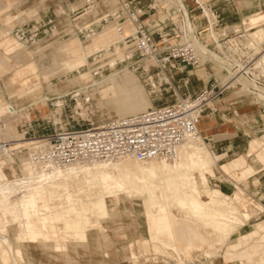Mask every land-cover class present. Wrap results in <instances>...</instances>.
Masks as SVG:
<instances>
[{"label": "rangeland", "instance_id": "rangeland-1", "mask_svg": "<svg viewBox=\"0 0 264 264\" xmlns=\"http://www.w3.org/2000/svg\"><path fill=\"white\" fill-rule=\"evenodd\" d=\"M105 1L106 0H0V35L5 33L6 37L10 35L18 40L12 43L14 62L10 63L2 56L4 49L0 47V63L7 67H12L14 65L16 71L20 72L24 68H31L29 75L26 74L29 78L27 86L30 85L32 87L29 90H37L33 97L27 96L18 102L17 111H25L27 109L25 112L26 115L24 114L23 117H19L18 120L13 119L12 124L8 128V135H2L1 137L12 142L13 147H16L18 151V144H21L20 149L24 150V153L27 155L28 147L32 142L37 140L41 141L44 140L43 137L56 134L53 131V128H57L54 113L64 112L65 106L62 104V99L67 98L68 94L80 91L83 87L92 86L96 84V80L100 83L109 78V73L103 74L98 78L93 75L89 69V56L95 58L102 52L110 50L116 52V47L121 45V42L117 43V39L119 40L120 36L119 33L126 31L124 33L129 35L128 40H130L133 26L128 23L126 17H124L123 10L118 0H113V7L118 9L117 15L122 19L121 25L123 26V30L119 32L117 23H115L117 22L115 21L117 17L110 13L112 6H102ZM131 2L133 4L144 3V9L142 10L144 14L141 16V20L147 26V29L150 30L156 23L149 17L158 12L160 0H131ZM212 2L213 0H210V2H206L203 6L211 14L214 26L212 23V27H208L204 23L201 28H197V22L202 18L199 16L195 18V21L191 22V30L196 40H198L201 45L205 46L203 41H206L207 44H210L209 49L218 56L219 54L217 51L226 52L228 49V45L219 42V40L228 35L242 32L245 35L244 43L246 46L251 42L255 44V50L251 56L240 52L238 55H230L227 59L224 57H207L205 59L203 57V62L200 66H189L190 68L181 66V68L187 69L190 74L193 73V75H189L188 77H195V81L200 83L198 88L203 87L205 82L207 84L211 82V88L209 90H212L213 95H218L215 99L218 103L216 108L217 111L211 110L212 108L210 107L208 113H203L204 120L202 119V122L207 120L212 121L215 118L217 124H226V130L216 134L215 137L211 134H203L199 129L200 136L205 137V135H210L212 138V151L219 150L222 147H231L233 148L231 150L233 154L224 157V160L221 159L218 163H214L211 168H207L205 172L209 176L210 187L208 185H203L205 183L202 184L203 181L199 178L197 182L200 186L199 188L202 190L203 200H208L206 191H208L209 188L214 189L219 187V189L223 191L228 187L226 186L227 181L231 184H234V182H239L241 184L242 187L238 189L237 187H232L233 194L224 192L226 194L224 195L225 198L222 196V199H225L224 201L229 203L231 201L233 202L235 193L238 195L245 193L241 199H238L237 203L234 201L237 209L240 207L238 210H241V213L237 210L238 212L236 211L235 213L239 214V216L237 214H231L232 217H230L229 226L230 224L232 226L227 229H229L228 232L230 233L232 232L230 231L232 227L231 230H233V232L230 234L227 233L229 236L221 232V243L218 241V235L216 234L219 233V231L216 232V227L213 228L215 224H211V227L210 225L201 224V219L199 220L201 222L194 219L173 202L168 204V208L171 212L180 220L186 219V216L189 215V224L194 228H198L199 231L209 239L210 243H198L189 253L177 252L172 248L164 247L160 243L152 241L149 234L140 232L134 214H112L110 219L102 222V226H104L103 230L101 228L99 229V227L91 226L86 230L89 236V246L87 244H68V248L65 252L54 253L52 250L53 244L50 243L48 247L43 250L47 255L50 254L49 256L53 254L57 260L48 261L49 264H227L225 254L228 247L231 243L237 241L238 235H240L241 232H247L249 230L248 233L242 234L241 238L246 240V242L253 241L257 243L259 249L263 245L264 166H260L253 160V157L258 153H264V98L259 96L260 94L264 95L263 66L252 71L253 76L250 74H243V77L249 82L246 85L242 86L238 82H235L230 86V82L237 76L235 71L232 70L240 69L238 65H244L251 59L261 60L260 58L264 54V18L259 20L260 23H255L250 18L252 15L249 16L248 23L252 26L249 29L248 26L244 24V16H241V20L237 23L220 25L216 13L210 5ZM96 3H100L101 5L99 10L95 8ZM188 3L193 4L192 0H188ZM251 11H255V13H264V5ZM195 14L199 15L200 12L196 10ZM106 15L108 17L107 20L104 19ZM7 19H13V23H10ZM154 19L158 21L156 16ZM158 23L159 26L171 36V41L168 46L179 43L182 44L188 39V37L182 40L180 39L179 34L176 33V26L169 24L165 26L161 24L160 21H158ZM17 31H25V37L28 38V36H30V40L25 37L22 38L18 35ZM212 37H215L218 42H211ZM173 39L176 40L175 43H173ZM73 50L74 52L77 51L75 53L78 54V56H83L82 60L84 62L77 63L75 67L65 65L59 66L58 68V64H64L69 58H76V54L75 56L70 54ZM89 51L91 54H89ZM117 52L119 55H125L121 48L118 49ZM142 59L145 58L139 57V60L142 61ZM262 64L263 63H261V65ZM46 65L49 68L56 67L59 69L57 70L58 75L54 77L44 74V66ZM125 65H132V62H127ZM174 65L178 66L179 62H176ZM121 70L123 69L117 68L111 72L116 73ZM241 70L242 69H240V72ZM77 76H80L82 86L78 88L71 87L68 81L71 77ZM156 79L157 77L155 75L148 76L145 79L138 76L137 83H142L146 85L149 91L154 90L155 92L157 89L163 87V85H159ZM117 80L119 81L117 82ZM117 80V84L121 83V85H123V81L120 79ZM251 81L254 83H251ZM153 82H156L155 84L158 85L156 88L153 87ZM55 85L57 87H55ZM256 86L263 89L256 91L254 90V87L257 88ZM206 89L208 88H201L198 94ZM26 93L27 91L22 93V95ZM85 93L90 94L91 91H85ZM86 94L83 93L82 96ZM40 103L42 104L37 106ZM73 109L71 110L72 117L78 119L79 114L81 115L87 112L92 115H98L99 113H103L104 110H109V106L106 99L104 100L100 95H97L96 97H91L88 104L82 105V108L75 106ZM8 115L10 114L5 113L0 116V126H4L5 117ZM66 119H68V117ZM18 139L20 141L16 142ZM245 150L247 152L251 151V155L249 154L245 160V165L243 167L236 165L234 168L228 169L227 166L236 160L240 152ZM15 161L17 163L19 162L18 160ZM8 167L12 169L8 173L9 179L15 180L22 177L21 171L24 170V168L20 167V164L19 166L18 164L13 166L8 165ZM236 170H239V172ZM241 171H244V176H242L244 180L243 184L242 181H239L242 178L240 175ZM256 173H258L256 176L260 177V179H250V176ZM241 188L242 191L244 189L245 192H242ZM16 190L17 192L15 191L14 194H12L13 199L20 198V196L25 193L23 189L20 191H18L19 189ZM240 196H242V194ZM247 197L252 200L250 199L248 202H245V198ZM84 200L87 205L91 206L90 199L89 202L86 199ZM133 201L136 203V206H134L137 212L136 214H148L145 213V206L140 198H133ZM53 203L55 205H65L66 199L64 196H61V198H56ZM86 203H84V205ZM110 206L114 207L115 203H110ZM119 207L120 206H118V209ZM233 216H236V219L239 218V221L243 220L242 222H245H240L239 224L237 223L238 220L234 219ZM0 218L3 219V215H1ZM96 221L97 217L90 215L89 223L94 225ZM233 221L236 222V225ZM34 225L35 226L30 228L33 234H35V228H40L38 220L34 221ZM11 229L12 228H10L11 232L17 233V229ZM26 229H28V227ZM225 229L226 227L221 229V231ZM22 230L23 228L18 225V232ZM54 230L56 233L57 230H64V224L59 223ZM74 230L76 232L77 230L82 231L84 229L80 227ZM102 234L110 236L118 243L122 253L121 256L117 255V250L114 246H97L91 244L94 242L93 239L95 237ZM49 235L51 236L52 234ZM69 235L73 236V233L69 232ZM40 238L43 239L42 236ZM76 238L82 241V237L76 235ZM27 240L30 245L35 244L31 239ZM54 240L56 243L58 242L56 237ZM68 241L71 240L68 239ZM177 245L183 246L182 243L179 242ZM154 249H156V251Z\"/></svg>", "mask_w": 264, "mask_h": 264}, {"label": "bare ground", "instance_id": "bare-ground-1", "mask_svg": "<svg viewBox=\"0 0 264 264\" xmlns=\"http://www.w3.org/2000/svg\"><path fill=\"white\" fill-rule=\"evenodd\" d=\"M108 5L112 6L110 13L117 17L115 20L117 22L115 23H117V29L120 32L123 30V26L121 25L122 19L117 15L118 9L113 7V0H106L102 6L105 7ZM100 6V3L95 4V8H98V10ZM259 7L260 5L257 4L254 9ZM250 18L253 22L258 23L260 19L264 18V14L252 15ZM104 19H108L107 15ZM128 23L130 22L128 21ZM186 28L190 33H193L191 24H187ZM124 32L119 33L120 36L119 40L117 39V43L121 42V47H116V52L110 50L100 53L99 56L95 58L89 56V69L93 75L98 78L103 74L109 73V78L100 83L96 80V84L83 87L80 91L68 94V97L66 96L67 98L62 99V104L65 106L64 112L54 113L57 128H53V131L56 134L43 137L44 140L59 134L94 130L112 121L130 115L167 107L164 105L155 106L158 102L157 93L154 92V90L149 91L146 85L137 83L138 76L145 79L149 76L151 67L160 65H158L154 59L139 60V57L143 56L137 50V38L133 28L130 40H128L129 35ZM17 33L21 37L26 36L25 31H17ZM191 37L193 38L192 41L197 44L199 48L206 51V48L196 40L194 34H191ZM156 45L157 48H159L157 42ZM120 48L125 55L122 56L118 54L117 50ZM75 52L73 50L70 54L75 56ZM89 54H91L90 51ZM202 54L205 53L202 52ZM75 57L74 59L69 58L64 64H58V68L59 66L65 65L75 67L77 63L84 62L82 60L83 56L81 57L76 54ZM260 59L261 60L256 61V67L264 63V54ZM127 62H132V65H125ZM176 62H180L184 67H189V65L185 64L182 60L174 58L170 59L167 63H163L161 66L171 64L169 67L174 74L172 80L177 85L183 86L190 96L191 91L197 89L200 83L195 81L194 76L183 79L176 77L182 73V69L174 65ZM44 67V74L54 77L58 75L57 70L59 69L56 67L49 68L47 65ZM9 68L0 63V71L7 75L3 85L0 84V115L5 113L10 114L5 117L4 126H0V141L3 142H10L8 139H3L1 137L2 135H8V128L12 124L13 119L18 120L19 117H23L24 114L26 115L25 112L27 109L25 111H17L18 102L27 96L33 97L37 91L29 90L32 87L30 85L27 86L29 78L26 74L29 75L27 71L28 69L30 70L29 67L28 69H23L21 72L13 68L11 69V67ZM117 68L123 70L120 72L117 71L116 73L111 72ZM235 73L237 76L234 78L232 77L233 79L230 82V86L235 82H238L242 86L249 83L248 80L243 77L240 70H236ZM117 79L123 81V85H121V83L117 84ZM118 81L119 80H117V82ZM253 81H251V83ZM68 82L71 87L78 88L82 86L80 76L71 77ZM55 87L57 86L55 85ZM207 88L210 89L211 84ZM26 91L27 93L22 95V93ZM85 91H91V93L86 94ZM83 93L86 95L82 96ZM97 95L107 100L109 110H104L103 113H99L98 115L84 112L81 115L79 114L78 119L72 117L71 110L75 108V106L82 108V105L88 104L91 97H96ZM259 96L264 98L263 94ZM217 97L218 95L215 94L211 99H207L206 102L201 104L198 129L201 118L204 120L203 113H208L210 107L212 108L211 110L217 111L216 108L218 103L215 101ZM194 98H181L179 100H191ZM41 104L42 103L37 106ZM67 117L68 119H66ZM211 140L212 138L210 135H205V137L199 135L196 138L186 141L179 147L172 161L152 160L147 163H141L133 156H126L109 162H78L65 167L48 168L34 167L28 160L30 146L40 142L39 140L30 144L27 155L24 153V150L20 149L21 144H18L19 151L14 147L17 149V158L7 159L4 162L5 167L3 168L2 166L0 170V216L3 215V219L0 218V264H29L30 247L27 244L28 232L26 228L35 226L34 221L38 220L40 228H35V235L43 237V239L41 238L40 240L43 248H47L50 243L53 244L52 248H57L59 242L56 243L54 238L57 237L58 234L54 228L58 226L59 223L64 224V231L72 232L75 238L76 235H78L82 237V241H87L88 231L86 230H88L90 226L99 227V229L101 228L103 230L104 226H102V222L109 219V214H136L137 212L134 207L136 203L133 201V198H140L145 206V213L162 214V216L159 217L160 222L166 221L165 214H167L168 204L174 202L194 219L198 221L201 219L202 222L199 221L201 224L210 225V227L212 226L211 224H215L213 228L216 227V232L219 231V234L222 232L228 235L229 229L227 228L232 226L231 224L229 226L230 217L237 214L235 212L240 208L237 209L235 203H237L238 199H241L245 193H241L242 196H240L241 194L238 195L235 193L233 202L226 203L224 201L225 199H222V196L225 198L224 195L226 194L224 192H226V190L221 191L219 187L214 189L209 188L208 191H206L208 200H203L202 190L199 188L200 186L198 185L197 179L199 178L203 181L202 184L205 183L203 185L209 186V176L205 171L207 168H211L214 163H218L224 157L231 155V150L233 149L231 147H222L219 150L212 151ZM18 141L20 140H16V142ZM10 144L13 147L12 142H10ZM249 152L246 150L243 151L234 162L227 166L228 169H232L236 165L243 167L246 158L249 154L251 155V151ZM15 160L19 162L17 163ZM253 160L263 167L264 153H258L253 157ZM15 164H18V166L20 164V167L24 168V170L21 171V178L18 179L16 177L17 179L11 180L8 178V173L12 169L8 167V165L13 166ZM243 173L244 171H241V177L244 176ZM257 174L258 173L252 175L253 177L250 176V179H260V177L256 176ZM239 181H242L243 184V177ZM233 186L237 187V189L242 187L239 182H234ZM16 189H19L18 191L23 189L25 193H23L24 195L22 194L20 198L13 199L12 194H14L15 191L17 192ZM242 192H245L244 189ZM61 196H64L66 199L65 205H55L53 201L58 197L61 198ZM84 199L88 200V202L90 199L91 206L87 205ZM234 201L236 202L234 203ZM112 202L115 203L114 207L110 206ZM84 203L86 204L84 205ZM118 206H120L119 209ZM238 211L241 213V210ZM90 215L97 217L96 224L94 223L93 225L89 223ZM237 215L239 216V214ZM235 217L234 219H236ZM236 220L239 221V218ZM238 221L237 223L239 224L240 222H245H242L243 220ZM233 223L235 224L236 222L233 221ZM18 225L23 228L20 232H18ZM80 227H83L84 230H77L75 232L74 229ZM225 227L226 229L221 231V229ZM10 228H12L11 230L17 229V233L11 232ZM262 228L264 231V222ZM231 229L230 231L233 232ZM49 234L52 235L50 236ZM154 250L156 251V249ZM257 260L260 264H264V251L258 256Z\"/></svg>", "mask_w": 264, "mask_h": 264}, {"label": "built area", "instance_id": "built-area-1", "mask_svg": "<svg viewBox=\"0 0 264 264\" xmlns=\"http://www.w3.org/2000/svg\"><path fill=\"white\" fill-rule=\"evenodd\" d=\"M124 17L133 26L137 38V50L145 59H154L158 65L167 63L170 59H180L185 64L197 67L203 62V57L228 58L240 52L251 56L255 44L244 43V34L226 37L219 42L228 45L227 53H213L206 42V51L192 41L186 25L191 24L190 12L184 0H160L155 16L161 24L176 26L180 39L187 38L184 43L168 46L165 50L157 48L152 33L141 20V14L130 0H118ZM208 24L212 26L211 14L197 1ZM212 41L217 43L215 37ZM252 48V49H251ZM204 52L205 54H202ZM229 53V55H228ZM222 56V57H221ZM246 56V57H248ZM256 59H251L244 65H238L242 74H250L263 66L256 67ZM238 69V70H240ZM232 71H236L232 70ZM254 90L263 89L256 86ZM212 90L202 91L191 100H179L173 105L147 110L112 121L94 130L79 133H64L46 138L29 148V163L34 167H65L78 162L113 161L126 156H133L141 163L152 160H172L177 150L186 141L200 135L198 129L199 110L201 104L213 97ZM9 158H17V149L10 142L0 141V170Z\"/></svg>", "mask_w": 264, "mask_h": 264}, {"label": "crops", "instance_id": "crops-1", "mask_svg": "<svg viewBox=\"0 0 264 264\" xmlns=\"http://www.w3.org/2000/svg\"><path fill=\"white\" fill-rule=\"evenodd\" d=\"M184 1L190 12L192 21H195V18H197L198 16L202 17L197 22V28H201L204 25V23L206 24V26L212 27L208 24L200 7L196 4L195 0H192L193 4L188 3V0H184ZM197 1L201 4V6L206 4V2H210V0H203V1L197 0ZM143 4H134L135 8L138 10L141 16L144 14V12L142 11L144 9ZM257 4L260 5L261 7L262 5H264V0H258V1L213 0V2L210 5L212 6L213 11L216 13V17L218 18V23L220 25L237 23L241 20V16H244V24H246L249 29L250 27H252L248 23L249 16L254 15V14H264L262 12L255 13V11L254 12L251 11L254 9V7ZM196 10L200 12L199 15L195 14ZM149 18L153 19L156 23L154 24V26L150 28L149 31H151L152 35L154 36L160 50L166 49L171 41V36L162 27L159 26L158 21L154 19L155 14H152V16H150ZM7 20L10 23H13L12 22L13 19H7ZM213 26H214V23H213ZM238 34H241V33L228 35L226 37H231V36L238 35ZM29 37L30 36H28V38ZM226 37H223L220 40H223ZM15 40L18 41L13 36L8 35L6 37L5 33L3 35H0V47L4 49L2 56L10 63L14 62L13 53H12V43ZM28 40H30V38ZM175 42L176 40L173 39V43ZM203 42H206V41H203ZM170 65L171 64H167L166 66H154L151 68L149 72V76L155 75L157 77L156 81L159 82V85H163L161 89H157V91H155L158 95V100H157L158 102L155 104V106H161V105L168 106V105L174 104L177 100L181 98H194L196 95H198V92L201 88L209 87V85L211 84V82H208V84L205 82V85L203 87L192 90L191 95L189 96V93L183 86L177 85L172 80V77L174 74L169 67ZM178 66L179 68H181L182 65L180 64V62ZM12 68L15 69L14 65L11 67V69ZM24 69H28V67ZM181 69H183L182 73L176 77L183 79L185 77H188L189 75H193V73L190 74L187 71V69L185 68H181ZM27 71L28 73H30L31 68L30 70L28 69ZM6 78H7V75L4 72L0 71V84L1 85H3L4 80ZM155 83H153V87L156 88L158 85H156ZM2 115L3 114H1L0 116ZM226 127L227 126L224 123L217 124L215 119L212 121L207 120L205 122H202V118H201L200 123H199V129L203 134H211L212 136H215V137H216V134L224 132L226 130ZM240 154H242V152H240ZM238 156L240 155H237V157ZM236 171L239 172V170H236ZM226 186H228L225 189L226 192L233 194L232 192L233 190L232 187H234L233 184L227 182ZM250 199L251 198L249 197L245 198V202H248ZM134 216L137 221L138 229L140 232L149 234L152 241L158 242L164 247L172 248L174 251L189 253L191 249L194 248V246H196L198 243H202V244L210 243L209 239L201 231H199L198 228H194L189 224V217H190L189 215L186 216V219L180 220L168 208L167 214H165L166 221L164 222L159 221V217L162 216V214H134ZM111 217H112V214H109V219ZM27 231H28V239H31L35 243L33 245H30L29 243H27L28 246L30 247L29 264H49L48 261L51 262V261L57 260L56 257L53 256V254L49 256L50 254L47 255L45 253L43 249H46V248H43L40 242L41 240L40 236L33 234L30 228H28ZM249 231L241 232V234L238 235L237 241L230 244L225 254L227 264H260L257 258L264 251V240H263V245L260 247V249L257 243H254L253 241L246 242V240H243L241 238V235L248 233ZM57 234L58 235L56 237V240L59 242V245L57 246V248H52L54 253L55 252H58V253L65 252L68 248V244H85V245L87 244L88 246L90 244L89 236H87V241H81V240L76 239L74 235L73 236L69 235V232H66L64 230H57ZM216 234L218 235V241L222 243L221 235L219 233H216ZM262 237L264 239V235ZM68 239L71 241H68ZM93 241L94 242H92L91 244H95L97 246H105V245L114 246L117 250L116 251L117 255L118 256L122 255L120 251V246H118V243H116L115 240H113L110 236H106L102 234V235L95 237ZM178 242L182 243L183 246L177 245Z\"/></svg>", "mask_w": 264, "mask_h": 264}]
</instances>
